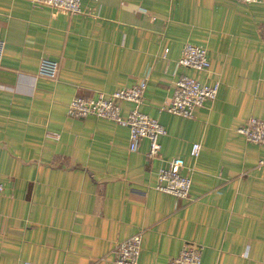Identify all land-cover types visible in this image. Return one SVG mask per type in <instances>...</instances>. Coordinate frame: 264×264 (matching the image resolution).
Instances as JSON below:
<instances>
[{"label": "crops", "instance_id": "obj_1", "mask_svg": "<svg viewBox=\"0 0 264 264\" xmlns=\"http://www.w3.org/2000/svg\"><path fill=\"white\" fill-rule=\"evenodd\" d=\"M80 10L0 0V264H114L115 245L138 231L137 264H166L185 242L201 247L200 264H264V145L236 132L264 120V0H80ZM185 43L205 49L208 72L176 65ZM41 59L59 63L53 78L37 73ZM181 74L218 83L190 118L161 109ZM142 78L138 110L165 129L156 158L144 138L129 151L124 126L66 116L72 97ZM173 157L192 168L183 200L152 188Z\"/></svg>", "mask_w": 264, "mask_h": 264}, {"label": "built area", "instance_id": "obj_2", "mask_svg": "<svg viewBox=\"0 0 264 264\" xmlns=\"http://www.w3.org/2000/svg\"><path fill=\"white\" fill-rule=\"evenodd\" d=\"M33 5H46L55 10L63 11L68 15L81 12L80 0H27ZM243 3H252L257 0H239ZM2 42L0 41V52ZM167 49H164V53ZM179 67L190 68L198 72H208L210 63L204 48L185 43L176 59ZM59 63L41 59L38 74L53 78ZM146 79L142 78L135 84L116 89L110 93H97L95 97L74 96L66 105V116L70 118H83L92 115L97 118L107 119L116 125L128 129V150L135 151L140 139L147 140V158H156L160 145L158 137L165 134L164 127L155 119L138 110L145 89ZM218 83L206 84L184 74L179 75L173 84V91L169 101L161 108L164 111L184 118L192 117L193 111L207 102L214 100ZM127 101L133 107L125 115L119 112L120 103ZM236 132L252 143L264 145V120L249 117L245 123L236 129ZM200 151V144L192 143L189 156L194 160ZM264 164V158L259 161ZM192 168L185 166L179 157L165 161L155 172V182L152 188L156 191L167 193L177 200L188 198L190 187V174ZM2 187L0 185V191ZM142 194V192H138ZM140 231L119 241L114 247V264H137L140 250ZM201 247L194 243L182 244L178 254L171 257L166 264H200Z\"/></svg>", "mask_w": 264, "mask_h": 264}]
</instances>
